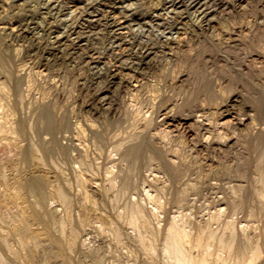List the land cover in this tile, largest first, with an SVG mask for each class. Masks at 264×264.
Instances as JSON below:
<instances>
[{
  "label": "bare ground",
  "instance_id": "obj_1",
  "mask_svg": "<svg viewBox=\"0 0 264 264\" xmlns=\"http://www.w3.org/2000/svg\"><path fill=\"white\" fill-rule=\"evenodd\" d=\"M68 1H67V3H68ZM88 1L87 0H71V2H75V4H72L71 6H66V5L63 6V4H65L66 2L64 3L62 0H55L53 2L50 0L48 1V2H51V6L49 7L50 9L48 8L51 12L53 10L55 11V9H57L58 5L63 6V8L60 6L61 8L59 10L57 9L59 11V12L57 11L58 13L62 14L63 11H66L62 15V16H65V22L63 23L64 27L61 28V26H62L61 25L60 29H58L59 27H57L58 30L55 29L56 31L52 32V33H55L56 35L53 37V39H55V40L54 41L51 40V41H53L54 44H58V47L62 46V45L64 46V45H66V43L70 42V44L73 45V47L78 52H79V49H81V50L83 49V53H82L83 57H81V58L83 59L85 66L83 64H81V65L84 67H87V68H84V70L82 68L79 71L81 72L82 70L85 71L87 69L86 71L88 73H87V76L85 77L82 75L83 71L81 73L77 71V67L79 66L78 64L82 63V60L80 58L81 61L79 60L80 62L77 63L78 66H76V70H75L76 72H74L76 74V75H74L75 77H73V78H75L74 83H76L75 85L77 86V89H79V91L81 93L85 89L87 90V92L88 91L92 92L91 96L89 97L88 100H84L80 103H77L78 104V108H76L78 110L77 114L74 111H72L75 113L74 114L75 116L78 115L79 112L80 113L85 112L84 113V114H86L85 117L87 116L86 122L84 121L85 123L82 122L80 120L81 118L79 119V117H78V120L80 123V124L78 123L79 126L75 122L78 127H75L76 132H75V136H73L75 138V140H73L74 143L72 142L73 143V148H72L73 152L75 151V153H74L75 156L72 158L73 159L75 158V161L77 163V167L74 168V177H75V181H76V187L78 190V191L77 190L76 191L82 197L83 201H81V203L83 202V204H84L83 207H86V209L88 207V208H91L93 210V207L98 206L100 204L101 200L102 201L105 200V198H104L105 192H109L110 190H112L116 186V184L118 182H120L121 186L119 185L118 191L114 192L117 194L114 195V197H112V199L110 198L111 200L110 199L108 200V201H111L110 202L111 205L118 203L120 200L119 197L122 196V193H125V191L130 188V185H129L130 183L127 182L128 180L123 179V174L126 173V170L128 168V167H126V165L129 166L128 164H126V163H128L127 158H129V156H133V158H135V159L140 158L141 153L145 147H146V149H148V155L146 156V159L144 161H142L140 164H138V166L135 165V167H137V170L140 172L137 175H140L141 180L143 181V184L147 183V185H150L152 180L149 181L150 178L148 179V177H152V176H153V181L157 180V181H154L155 184H156V182H158V180L160 181L161 177H168L173 181H176L183 176H184L183 178H185L186 173L188 172V170L191 169V168H189V166L193 162L192 160H194V159L196 160L197 158H200V157L203 158V160L205 161L204 162L203 160H201V163L203 161L209 167V171H210L209 173L215 174L217 171L219 172V169L217 166H219L221 164L220 161H223V160H221V158H225V159L229 158V157H230L229 159L238 158L239 154L240 155L243 154L242 149L240 150V148H238V146L240 145V142H241V136L244 135L243 132L244 131L246 132V129L243 131L244 127L248 128L247 130L250 133V135H252V136H255V137L258 136L259 137L261 134L264 135V120H262V121L257 120V117L252 112L253 110H255L254 109L255 106L253 107L251 105H247V104L241 102L240 107H237V110H235L236 113L234 112V109L237 105L236 104L237 101H239V99L242 97V94H241L242 92L239 90L238 87H231L232 82H233V78H235L237 76H245V75H248L249 73H251L253 75L259 76L258 79H256L257 82L255 84H257L259 90L264 93V0L261 1V7L262 8H260V9L258 8V11H256L255 13L250 11L251 13H254L253 15L250 14L252 16L246 15L247 11H245V9L247 10V6L244 8V10H240V6L243 2H245V0H159L156 3V5L153 6L154 8H152V9L149 8L151 10H144L143 9L141 11H138V10L132 8V5H134V2H133L134 0H109V3L110 4L114 3L115 6H116V3L117 4L121 3V4H119V6H118L119 9L115 8L113 6H110L109 8H107L109 5V4L107 5L108 2L107 3L104 2L106 4V5H103L105 10H102L103 8L99 9L100 8L99 4H97V6L99 5V8L94 7L92 4L93 3L92 0L90 1L92 3L88 2ZM62 2H63V4H60ZM138 3H140V2H138ZM229 9H231V10H229ZM248 9H250V8H248ZM2 10H3V8H2ZM183 10H185V11H183ZM251 10H253V8ZM48 13H50V12H48ZM185 13H186V16H183ZM247 14H249V13H247ZM20 15H22V14H20ZM31 15H33V14H31ZM218 15H220V16H218ZM83 16L88 17V18H86L87 20H85V17H84V20L86 22H88V24L86 23L88 26H91L89 28L90 32L92 31V29H94L95 31H97V30H100V31L95 32L93 30L94 32H92V34H90V32H89L88 35L85 34L87 32H85V33L82 32V30H85L86 27H83L84 26L83 23H81V21H78V20L80 18H83ZM63 20L61 19V21H63ZM48 24H50V23H48ZM10 25H12L11 26L12 31L15 32L17 30L19 32L20 24L17 25V23H11ZM47 26H50V25H47ZM39 27H40V25H39ZM7 28H9V27H7ZM53 28L54 27H52V29ZM50 29H51V26H50ZM6 30H8V29H6ZM8 32L10 34V31H8ZM11 33H13V32H11ZM49 34L51 35V33H49ZM83 34H85V36H83ZM97 34H99L101 36L97 37ZM252 34H254V36ZM262 35H263V38L261 37L262 39L259 41V44L257 43L258 44L257 48L253 49V51H249L250 50V49L248 50L249 46H246V45H248V44L250 45V42H255L254 38H256L257 36H258V38H260V36H262ZM9 36H11V34ZM13 36H15V35L13 34ZM5 40H7V39L5 38ZM13 40H14V38H13ZM15 40H16V38H15ZM24 40H25V38H24ZM40 42H37V43H40ZM20 44H21V42H20ZM54 44H52V45L54 46ZM14 45H16V44L14 43ZM27 45H29V44H27ZM206 45H208L207 47L210 48V50L207 49ZM66 46L68 47V45H66ZM22 47H23L22 44H21V47L18 46V48H20V49H22ZM27 47L28 46H26V48ZM15 48H16V46H15ZM18 48H17V51L20 50ZM53 48H56V46ZM42 49H43V47H42ZM59 49L60 48H58V51H59ZM84 49L86 50L85 53H84ZM22 50H21V52H22ZM17 51L15 53H17ZM75 53H77V52H75ZM17 54H19V53H17ZM82 54H81V56H82ZM71 55H73V53ZM77 55H79V54H77ZM77 55H76V57H78ZM186 56L190 57L191 60H193L192 58H195V59H198L199 61H202L203 65L201 64V66H203V70L207 74H211V73L213 74V75H211L213 77L211 79H212V83H213L215 90L211 87L212 86L211 85L210 88H212V89L210 91L214 90L216 92V95H214V96L211 95L210 97L207 96L204 98H202L201 96L199 98V96H198L196 99H193L191 97L186 99V97L182 96V94H184V95L186 94L185 92H186L187 88L185 89V87L187 84L189 85V83H187V82H189L191 80V78L189 76V72H190L189 69H188L189 72H187L185 70V69H187L186 68L187 66L183 65L185 62H187V61L183 62L184 61L183 59ZM33 57H34V55H33ZM67 57L69 58V56H67ZM252 57H254V58H252ZM0 58H1V56H0ZM15 58H16V56H15ZM28 58H30V57H28ZM70 58H72V57H70ZM78 59H79V57H78ZM33 60H35V59H33ZM153 60H157L158 62L156 64H152ZM198 60H196V61H198ZM193 61H195V60H193ZM174 62L176 63L175 64L176 67H177V63H179V64H182L185 68L184 67L180 68V66L178 65L179 70L176 69V70H178V71H176L177 73L173 72L172 67H174V66L170 67V65L174 64ZM71 63H72V61H71ZM185 64H187V63H185ZM165 65H169V68L172 69L171 71L168 70V72L174 73V74L172 73V75H171V77H172L171 80L169 78L165 77V75H163L165 72H164V70H161V69H163V67ZM190 65H192V64H190ZM194 65H196V64H194ZM198 66L200 67V65H198ZM196 68H198V67H196ZM19 69H20V67H19ZM31 69H32V67H31ZM217 69H218V71H215L216 72V74H215L214 70H217ZM58 70H61V69H58ZM21 71H23V70L21 69ZM174 71H175V69H174ZM166 72H167V70H166ZM39 73H41V72H39ZM251 74H249V75H251ZM28 76H29V74H28ZM49 76H50V74H49ZM29 78H30V76H29ZM41 78H42V76H41ZM189 78H190V80H189ZM251 79H253V78H251ZM55 82H57V81H55ZM101 82H103L105 84H103L102 86H100V84H99L98 86H100V87L95 86L96 83H101ZM2 83L6 84V82H1V84ZM210 83H211V81H210ZM5 84H4V86H5ZM44 86H43V88H44ZM0 87H2V86L0 85ZM5 87H7V86H5ZM113 87L115 89L117 88L119 95L122 94L123 98L125 99L124 102L130 108L129 111L131 113H133V116H136L139 118L138 119L139 122L137 124H135V125H137L136 129L132 130V132H128V133L125 132L127 134L126 135L123 134L119 143L118 142H117V144L115 143L116 145L111 147L112 149L111 148H110V150L108 149L109 151H107V148H105V147L101 150L99 148H97L98 150L101 151L100 157L105 158V160H106L101 166V169H103L104 175L96 177L93 174H92L93 176H91L89 174V176H88L87 172H85L87 170L86 167H85V169H86L85 171H84L83 167L88 162V161L86 162L84 160V158L88 159L90 157V154H89L90 139L89 138L92 135L96 138V133L99 132L98 131L99 129L97 128L98 127L97 125H99L98 124L99 120L102 118L108 119L113 114V112H112L113 111L112 110L113 104H112V101L109 100V97H110L109 93H110V90L112 91ZM68 88H70V87H68ZM214 91H213V93H215ZM68 94H69V92H68ZM86 95H90V92H89V94H86ZM204 96H205V94H204ZM55 97H57V96H55ZM41 100H42V97H41ZM21 102H22V100H21ZM2 103H5V102H2ZM6 103H7V101H6ZM122 104H123V102H122ZM232 104H235V105H232ZM30 108H31V106H30ZM34 109H37V108H34ZM117 110H115V113ZM9 112H10V110H9ZM233 113H235V114L232 116ZM10 116L13 117V115H10ZM159 116L162 117V119H159ZM228 116H231V118L225 120L226 117H228ZM14 117H15V115H14ZM72 117H73V115H72ZM71 119H73V118H71ZM12 125L11 124L9 125V120L8 121H5V120L0 121V132L3 131L5 135H8V132L9 133L12 132L11 131L13 129ZM13 130H16V129H13ZM46 131H47V129H46ZM6 132H7V134H6ZM12 133H14V131ZM46 133H45V135H46ZM119 133H121V132H119ZM72 134H73V132H72ZM0 136H1V134H0ZM65 136H67V135H65ZM114 137H115V135H114ZM243 137H245V135ZM246 137H247V135H246ZM44 138H46V137H44ZM72 138L69 135V139L71 140ZM97 138H99V137H97ZM260 138H262V137H260ZM2 139H6V137L5 138L2 137ZM13 139H15V138H13ZM263 139H264V137H263ZM70 140H69V142L71 143L72 140L71 141ZM21 142H23V141H21ZM93 142H96V141H93ZM8 143H10V142H7V144ZM14 144H16V142ZM47 144L49 145V143H47ZM16 146H18V145H16ZM71 146L72 145L70 144L69 147H71ZM29 148H31V147H29ZM16 149L18 150V148H16ZM20 149H21V145H20ZM33 151H34V149H33ZM37 151H38V149H37ZM14 152H15V150H14ZM18 152H19V150H18ZM16 154L18 155L20 153H16ZM10 156H12V155H10ZM39 157H41V156H39ZM95 157H98V156L95 155ZM95 157H93V158H95ZM41 158H40V161H41ZM131 159H132V157H131ZM135 159H134V163L137 162V160H135ZM143 159H144V157H143ZM97 160H95V161H97ZM90 162H91V160H90ZM130 163H131V167H132L133 162L130 161ZM196 163H198V160H196ZM108 164L109 165L111 164V166L104 167L105 165H108ZM88 165H91V164L88 163ZM194 165H195V163H194ZM260 165L261 164L258 163L259 168L264 167V166H262V165L260 166ZM199 166L202 167L203 165L202 166L199 165ZM222 166H224V165L222 164ZM222 166H219V167L221 168ZM98 168H99V166H98ZM131 169L133 170V168H130V170L128 169L129 170L128 172H130ZM197 169H198V167H197ZM202 169H204V168H202ZM233 170H235V169H233ZM200 172H201V170H200ZM223 172L224 171H222L220 173H223ZM161 174H162V176H160ZM204 174H206V173H204ZM260 174L264 178V168L260 171ZM218 175H220V174H218ZM227 175H228V173H227ZM237 175H238V173H237ZM199 176H201V175L199 174ZM41 177H43V176H41ZM103 177H104V179H106L108 181V183L106 182L107 184L106 183L104 184L105 180L103 181ZM226 177L227 176L225 175L224 178H226ZM133 179H134V177H133ZM161 179L163 182V178H161ZM164 179H166V178H164ZM205 179H207V177ZM188 180H186V181H188ZM68 181H69V179H68ZM69 183H70V181H69ZM198 185H200V183ZM198 185H196V186H198ZM223 185H224V183H223ZM229 185L231 186L230 183H229ZM235 185L234 186L232 185L233 187L232 186L231 187L234 188ZM163 186H162V188H164ZM29 187L32 188V186H29ZM165 187H166V185H165ZM213 187L215 189V186H213ZM213 187H212V190H214ZM263 187H264V185H263ZM136 188L137 187H135V189ZM142 188H144V187L142 186ZM186 188H187V186H186ZM186 188L184 187V189H186ZM217 188H219V187H217ZM225 188H227V186ZM139 189H141V188H139ZM187 189H189V188H187ZM187 189H186V191H188ZM19 190H20V188L18 189V191ZM59 190L60 191H58V192H60V195H62V196L59 195V197H63L65 195H68V194H63L61 189H59ZM196 190H198V189H196ZM229 190H230V188H229ZM237 190H239V189H237ZM150 191H151V189H150ZM160 191H165V189L164 190L161 189ZM131 192H132V190H131ZM133 192H135V191H133ZM146 192H145V194H146ZM189 192H188V195H189ZM231 192H232V190H231ZM234 192H235V190H234ZM259 192H260V194H263V193H261L262 191H259ZM150 193H152V192H150ZM169 193H170V190H169ZM197 193H199V192H197ZM214 193H216V192H214ZM107 194H106V196H107ZM140 194H142V192H140ZM190 194H191V192H190ZM221 195H222V192H221ZM238 195H239V193H238ZM110 196H112V195H110ZM146 196L148 198L149 203L155 208L154 211L156 209H159V208L162 209V206L164 205V203L161 201L162 198H160L158 194L155 195V194H149L148 193V195L146 194ZM186 196H187V194L185 195V197ZM216 196H218V195L216 194ZM230 196H231V194H230ZM100 197H102V199ZM261 197H263V196H261ZM63 198H65V197H63ZM63 198H62V201H63ZM141 198L137 197L135 199L130 198L127 200L125 198L126 201L124 200L125 201L124 207H125L126 211H123V212H125V214H126L125 217H126L128 223L132 224L134 227L137 228L138 233H136V235L134 234L136 237V240H137L136 243H138L137 245H140L142 247V248L140 247L141 249H144L146 251L145 253L151 254L152 252H155L157 244H154V240L156 241L157 237L162 236L163 241L160 240L163 242L162 243V251H163L162 253H164L165 257H167L166 262H164L165 264H254L256 259H258V257H260V255H261L260 246L258 244H256L255 246L253 245L254 247H252V249H250L251 253L246 259L244 258L243 260H241L239 258L240 260H237V261H234L231 263V261L225 260L223 258V256L220 257L219 256L220 253H218V255H216L217 259L213 260L211 258V256H213L215 252H213L212 246L215 248L214 245H216L218 248V251H219V249L221 250L220 251L221 253L226 252L227 250H233L234 249L235 240H236L235 230H234V232H231L230 234L227 233L228 230H227V232H223V233L219 232L218 233L217 231L211 229V227L207 225V223L209 221L208 222L206 221L207 223H205V225L210 227V229H203V225H202V227L200 226L201 228L199 227L200 230H197V232H194V231H192V229H189L190 226L188 224L190 222H188V220H186L185 218H181L178 216L177 217L171 216V221L166 228H158V226H157L158 229L155 227L153 228V227H151V224H152L151 216L152 215L147 211L146 204L144 203L145 201H143V198L142 199ZM224 198H225V196H224ZM235 198H236V196H235ZM205 199H203V200H205ZM68 200H71V199H68ZM78 200H79V198H78ZM209 200H211V199H209ZM262 200H263V198H262ZM176 202H179V198H178V200H176ZM191 202H193V201L191 200ZM201 203H202V201L200 202V204ZM212 203H214V202H212ZM231 203H232V201H231ZM233 203H234V201H233ZM186 204H189V203L186 202ZM180 205H181V203H180ZM192 205H194V203H192ZM192 205L190 206V208H192ZM217 207H219V206H217ZM186 208H188V207H186ZM25 209H27V208H25ZM55 209H58V208H55ZM91 209H89V210H91ZM89 210H87V211L89 212ZM150 210L153 211L152 208ZM261 210H263V209H261ZM56 211H58V210H56ZM188 211H190V210H188ZM253 211H255V210H253ZM185 212H186V210H185ZM221 212H222V209H221ZM56 213H58V212H56ZM120 213H121V211H120ZM210 213H213V212H210ZM23 214L24 215L21 217V219L18 223L12 224L13 225L12 229L14 230L15 234H17L19 237L17 239H19L18 243L20 242L19 243L20 249H15L14 247L9 245V252L12 253V255L14 254V255L18 256L17 258H19L20 262L16 263V264H74L71 261L70 257L68 256V253L66 251H64L63 248H61L59 246L55 248L56 250L53 249L52 247L50 249V246L49 247L47 246V248H46L45 246L47 244L45 243L46 244L45 246L43 244L46 240H53V241L55 240L56 241V239H54V236L52 235V232L46 228L35 227V224L33 223V221L36 219H32L33 221L30 219V215H32V213L29 214L27 212H24ZM89 214H91V213H89ZM152 214H153V212H152ZM82 216H84V215L82 214ZM196 216L198 217L199 215H196ZM155 217L157 218V216H155ZM188 217H187V219H189ZM250 217H251V215H250ZM31 218H33V217L31 216ZM183 219H185V221ZM235 220H236V218H235ZM81 221L82 220H80V222ZM90 221H91V219H90ZM197 221L199 222L200 220H197ZM216 221H214V222H216ZM248 221H249V219H248ZM61 222H62L63 226H65V224L67 223V221L64 219H61ZM160 222L162 223L161 220H160ZM203 222H204V220H203ZM156 223H158V222H156ZM101 225L103 226V224H101ZM197 225H199V224H197ZM205 225H204V227H205ZM90 226H92V225H90ZM82 227H84V226L82 225ZM95 227H96V225H95ZM141 227H143V229H141ZM145 227L146 228L151 227L152 231L151 230L149 231L148 228L146 230ZM63 228H61V229H63ZM248 228H250V227H248ZM91 230H92V228H91ZM103 230L104 229H102V231ZM222 231H224V230H222ZM247 231H249V229H247ZM254 231H256V230H254ZM104 232H106V231H104ZM114 232H116V231H114ZM229 232H230V230H229ZM249 232H247V233H249ZM121 233H120V231L118 233L119 239L121 237ZM129 233H131V232H129ZM254 233L252 235H254ZM63 234H64V232H63ZM115 236H117V235H115ZM248 236H247V238L250 237V236L249 237ZM88 237L85 236V238H88ZM245 237H246V235H245ZM65 238H66L67 249H69L70 251L74 250L79 245L81 246L80 234L78 233V230L71 229L69 231V233L65 234ZM85 238H83V239H85ZM254 239H255V237L253 238V240ZM247 240L249 241V239H247ZM250 240H251V238H250ZM103 242H102V244H103ZM244 242H245V240H244ZM253 243H254V241H253ZM58 245H59V242H58ZM121 245H123V244H121ZM131 246H133V245H131ZM196 247H197V249L198 248H200V249L198 251H195ZM135 248H136V246H135ZM100 249H102V248H100ZM144 250H143V252H144ZM223 250H226V251H223ZM85 252L91 253L90 255H92L91 257L94 258L95 264H98L99 260H97V258H98L97 254H94L95 252L93 249L89 248L88 250H85ZM87 253L84 254V256H87ZM228 253H229V251H228ZM225 255L227 256L228 254L225 253ZM142 256H144V255L142 254ZM238 257H240V256H238ZM16 260H14V263ZM133 260H134V258H133ZM102 261H104V260H102ZM142 261H141V263H142ZM14 263L11 262L10 259H9V263H8L7 260L4 261L0 258V264H14ZM154 263H156V261ZM157 263H159V262H157ZM162 264H163V262H162Z\"/></svg>",
  "mask_w": 264,
  "mask_h": 264
},
{
  "label": "rangeland",
  "instance_id": "obj_2",
  "mask_svg": "<svg viewBox=\"0 0 264 264\" xmlns=\"http://www.w3.org/2000/svg\"><path fill=\"white\" fill-rule=\"evenodd\" d=\"M48 1L49 0H0V12H1L0 13V30H1L0 31V56H1V58H0V85L2 86V87H0V95L2 96V97L0 96V99H1L0 100V114H1L0 115V118H1L0 121H4V120L8 121L9 120V125L13 124L12 125L13 129H16V130H13V129L11 130L12 132L14 131V133L8 132V135H5L3 131L0 132V134H1V136H0V258L4 261L7 260L8 263H9V259L13 263H14V260L17 259L16 260L17 262L15 261L14 264L20 262L19 258H17L18 256L14 255V254L12 255V253L9 252V245L14 247L15 249H20V245H19L20 242L18 243L19 239H17L19 237L17 234H15L14 230L12 229V227H13L12 224L18 223L20 221L21 217L24 215L23 213L27 212L29 214L32 213V215H30L31 220L36 219L34 221L32 220L33 223L35 224V227H37V228L42 227V228L48 229L49 231L52 232L54 239H56V241L55 240L54 241L53 240H46L43 243L44 246L47 244L45 247L47 248V246L48 247L50 246V249H51V247L53 249H55L58 246L63 248V250L68 253V256L70 257L71 261L74 264H78V263L79 264H86V263L87 264H95L94 258L91 257L92 255H90L91 253L85 252V250H88L89 248L94 250V252H95L94 254H97V257H98L97 260L100 261V262L98 261V264H150V263L151 264H162V262H163V264H165L164 262H166L167 257H165L164 253H162L163 252L162 251V243H163L162 242L163 241L162 236L157 237L156 241L154 240V244H157V246L155 245L156 251L152 252L151 254L145 253L146 251L144 249H141L142 247L140 245H137L138 243H136L137 240H136L135 235H136V233H138L137 228L134 227L132 224L128 223V221L125 217L126 214H125V212H123V211H126L124 206H125V201L127 199H130V198L135 199L137 197H140V198L142 197L143 201H145L144 203L146 204L147 211L152 215L151 216V221H152L151 227L157 228V226H158V228H166L171 221V216L172 217L178 216V217L185 218L186 220H188V222H190L188 224L190 226L189 229H192V231H194V232H197V230H200L202 225H203V229H210V227H211V229L217 231L218 233L219 232L220 233L227 232V230H228L227 233L230 234L231 232H234V230H235L236 240H235L234 249L233 250H227V251L223 250L226 252L221 253L220 252L221 250L219 249V251H218L217 246L214 245L215 248L213 246H212V248H213V252H215L214 253L215 256L213 255V256H211V258L213 260H216L217 259L216 255H218V253H220L219 254L220 257L223 256V258L225 260H229V261H231V263L234 261L240 260V259L243 260L244 258L246 259L250 255V253H251L250 249H252V247H254L256 244H258L260 246L261 255H260V257H258V259H256L254 264H264V208H263L264 207V187H263V185H264L263 179L264 178L260 174V171L264 167H262V168L258 167V163L261 164L262 166H264V139H263L264 135L261 134L259 137L258 136L257 137L252 136V135H250V133L247 130L248 128H246V127L243 128V131L246 129V132L245 131L244 132L242 131V132L245 135V137H246V135H247V137L245 138V137H243L244 135H242L240 145L238 146V148H240V150L242 149L243 154L242 153H241L242 155L239 154L238 158H232V159H229L230 157L226 158V159L221 158V160H223V161H220L221 164L219 166H222V164L224 166H222L221 168L219 166H217L219 169V172L217 171L218 173L217 172L215 173L217 176L214 173H209L210 172L209 167L207 166L206 163H204L205 161L203 160V158L200 157V158L196 159V160H198L199 164L196 163L195 159L192 160L193 162L191 161L193 164L192 163H191L192 165L190 164L189 168H191V169L188 170V172L185 175V178H183L184 177L183 176V177L179 178L178 180L173 181L168 177H161V178H163V182H162V179L160 178V181L158 180V182H156V184H155L154 181H157V180L153 181V176H152V177H148V179L150 178L149 181L152 180L150 185H147V183L143 184V181L141 180L140 175H137L140 172L137 170V167H135V165L138 166V164H140L142 161H144L146 159V156L148 155V149H146V147H145L141 153L140 158L135 159V158H133V156H129V158H127L128 163H126V164H128L129 166L126 165V167H128V168L126 170V173L123 174V179L128 180L127 182L130 183L129 184L130 188L128 190H126L127 192L125 191V193H122V196H121L122 198L119 197L120 200L118 203L111 205V203H110L111 201H108V200L110 198L112 199V197H114V195L117 194L114 192L118 191L119 185L121 186L120 182H118L112 190H110L109 192H105V194H104L105 200L104 201L101 200L102 202L100 201V204L98 205L99 207L95 206V207H93V210L91 208H88V207H87V209H86V207H83L84 204H83V202L81 203V201H83V200H82V197L77 193L78 190L76 187V181H75V177H74V168L77 167V163L75 161V158L74 159L72 158L75 156V154H74L75 151L73 152L72 148H73V143H74L73 140H75V138L73 137V136H75V132H76L75 127H78L80 124L78 117H79V119L81 118L80 120L82 122H84V121L86 122L87 116L85 117V115H86V114H84L85 112H82V113L79 112L80 114L78 113V115H76V116L74 114L75 113L77 114V112H78V110L76 109V108H78L77 103H80L84 100H88L89 97L91 96L92 92L91 91L87 92V90L85 89V90H83L85 93L83 91L81 93L79 91V89H77V86L75 85L76 83H74L75 78H73V77H75L74 75H76L74 73V72H76L75 71L76 66H78V65L80 66V67L78 66L79 68L77 67L78 72H80L79 70L82 68H83V70H84V68H87V67H84L85 66L84 61L81 58V57H83V54H82L83 49L82 50L79 49V52H80L79 53L73 47V45L70 44V42L66 43V45H68V47L66 45H64V46L62 45L63 47L62 46L58 47V44L53 43V41L55 40V39H53V37L56 34L52 33V32L60 29L61 25H62L61 28L64 27L63 23L65 22V16H62V15L66 11H63L61 14V13H58L59 12L58 10L61 7L63 8V6H65V5L71 6L72 4H75V2H71V0H69V1L68 0H66V1L62 0L64 3L65 2L67 3V1H68V3L67 4L66 3L63 4V2L60 3V4H63V6L60 5L61 6L60 7L58 5L57 6L58 10L55 9L56 12L54 10L51 12L49 10L50 9L49 7L51 6V2H48ZM50 1L53 2L55 0H50ZM90 1L91 0H89L88 2H90ZM92 1H93V3L92 2H90V3H92L94 7L99 8V5H100L99 9L103 8L102 10H105L103 5H106L105 3H107V2H108L107 5L109 4L107 8H109L110 6H113V7L119 9L118 6H119V4H121V3H118V4L116 3V6H115L114 3L110 4L109 0L108 1L107 0H104V1L103 0H92ZM158 1L159 0H140V1L134 0L133 1L134 5H132V8H134L138 11H141L143 9L144 10H151L152 8H154L153 6H155ZM261 1H263V0H259V1L258 0L257 1L256 0H245V2H243L240 6V10H244V8L247 6V10L245 9V11H247L246 15L252 16L256 11H258V8L259 9L262 8L261 7ZM138 2H140V3H138ZM152 3L153 4L155 3V4L153 5ZM97 4H99V5L97 6ZM2 8H3V10H2ZM149 8H151V9H149ZM248 8H250V9H248ZM252 8H253V10H251ZM229 10H231V9H229ZM183 11H185V10H183ZM250 11L254 12V13H251ZM46 12L47 13L50 12L51 14L48 13L49 14L48 15ZM247 13H249V14H247ZM20 14H22V15H20ZM31 14H33V15H31ZM250 14H252V15H250ZM183 16H186V13ZM218 16H220V15H218ZM84 17L85 16H83V18H80L78 21H81V23H83V25H84L83 27H86L85 30H82V32H84V33L87 32L85 34L88 35L90 32L89 28L91 26H88L87 25L88 22L85 21V20H87L86 18H88V17H85V20H84ZM61 19L62 20L64 19V20L61 21ZM11 23H17V25L20 24L19 32L17 30L15 32L11 30V26H12V25H10ZM48 23H50V24H48ZM39 25H40V27H39ZM47 25H50L51 29H52V27H54V28L51 30L50 26H47ZM7 27H9V28H7ZM57 27H59V28L57 29ZM6 29H8V30H6ZM93 30L94 29H92L90 34H92V32L95 31V30L94 31ZM8 31H10L11 36H9L10 34ZM97 31H100V30H97ZM97 31H95V32H97ZM11 32H13V33H11ZM49 33H51V35ZM13 34L15 36H13ZM85 34H83V36H85ZM98 35L99 34H97V37L101 36V35H99V36ZM252 35L254 36V34H252ZM261 37L263 38V35L260 36V38H258V36H257L256 38H254L255 42H250V45L249 44L246 45V46H249L248 47V50L250 49L249 51H253V49L257 48L259 41L262 39ZM5 38L7 40H5ZM13 38H14V40H13ZM15 38H16V40H15ZM24 38H25V40H24ZM51 40H53V41H51ZM20 42H21L22 46L24 47V48L22 47L23 50L18 48V46L21 47ZM37 42H40V43H37ZM14 43L16 45H14ZM27 44H29V45H27ZM52 44H54V46ZM15 46H16V48H15ZM26 46H28L27 47L28 49L26 48ZM52 46L53 47L56 46L57 49L53 48ZM207 46L208 45H206V47ZM42 47H43V49H42ZM17 48L20 50L17 51ZM58 48H60L59 51H58ZM207 49L210 50V48H208V47H207ZM21 50H22V52H21ZM16 51L19 54L15 53ZM85 51L86 50L84 49V53H85ZM75 52H77V53H75ZM72 53H73V55H71ZM77 54H79V55H77ZM81 54H82V56H81ZM33 55H34V57H33ZM76 55L79 57V59H78V57H76ZM15 56H16V58H15ZM67 56H69V58L70 57H72V58L69 59ZM28 57H30V58H28ZM80 58L82 60V63H79L77 65V63L81 61ZM252 58H254V57H252ZM33 59H35V60H33ZM192 59L195 61L198 60L195 58H192ZM183 60H184L183 62L187 61V62H185L187 64L184 63L183 65L187 66L186 67L187 69H185L187 72H189V71L191 72V73L189 72V76H190L191 80L189 78L190 81L187 82V83H189V85L187 84L185 87V89L187 88L186 92H185L186 94L185 95L182 94V96L186 97V99L189 97L196 99L198 96H199V98H200V96L202 98H204L207 96L210 97L211 95L212 96L216 95V92L214 91L215 88L213 86L212 79H211V78H213L211 76L213 74L212 73L207 74L203 70V66H201L202 61L198 60L195 62V61L191 60L190 57H187V56L184 57ZM71 61H72V63H71ZM157 62H158L157 60H153L152 64H156ZM81 64H83L84 66H82ZM175 64L176 63L174 62V64L170 65V67L174 66V67H172L173 70L169 68V65H165L163 67V69H161V70H164V72H165V73L163 72L164 73L163 75H165V77L169 78L170 80L172 78L171 77L172 73L179 70L178 65L180 66V68L184 67L182 64H179V63H177V67H176ZM190 64H192L193 66ZM194 64H196V65H194ZM197 64L200 65V67ZM18 66L20 67V69ZM31 67H32V69H31ZM196 67H198V68H196ZM21 69L23 71H21ZM58 69H61V70H58ZM165 69L167 70V72ZM174 69H175V71H174ZM176 69H178V70H176ZM188 69H189V71H188ZM86 70L83 72L81 71L82 75L85 77L87 76V73H88ZM168 70L169 71L172 70L173 72L172 73L168 72ZM215 71H218V69L214 70V72ZM39 72H41V73H39ZM28 74H29L30 78H29ZM49 74H50V76H49ZM215 74H216V72H215ZM249 74H251V73H249ZM249 74L245 75V76H237V77L233 78V82H232L231 87H238L239 90L242 92L241 94L243 97V98L241 97L243 100L240 98L239 101H237V103H236L237 105L234 109V112L236 113L235 110H237V107H240V103L243 102L247 105H251L253 107L255 106L254 107L255 110H253L252 112L257 117V120L262 121V120H264V93L261 92L259 90L257 84H255L257 82L256 79H258L259 76H256L253 74L249 75ZM41 76H42V78H41ZM251 78H253V79H251ZM55 81H57V82H55ZM210 81H211V83H210ZM1 82H6L7 85L5 83L1 84ZM4 84L7 87H5ZM99 84H100V86H102L105 83H103V82L96 83L95 86L100 87V86H98ZM42 85L43 86L45 85L44 88ZM210 86L214 90L210 91L212 89V88H210ZM68 87H70L71 89ZM213 91L215 93H213ZM68 92H69V94H68ZM89 92H90V95H86V94H89ZM204 94H205V96H204ZM55 96H57V97H55ZM109 96L111 97V98L109 97V100L112 101V104H113V106H112V110H113L112 115L113 116L111 115L108 119H103V118L100 119L99 120L100 123L98 122L99 125H97L99 132L96 133V138L93 135H92L93 137L91 136L89 138L90 139V147H89L90 157L88 159L84 158V160L86 162L87 161L88 162L83 167L84 171L87 169L85 172H87L88 176H89V174L91 176L94 175L96 177L104 175L103 169H101V166L106 160H105V158L100 157V152H101L100 150L105 147V148H107V151H109L111 147H113L114 145L117 144V142L119 143L123 134L126 135L128 132H132V130L136 129L137 125H135V124H137L139 122L138 121L139 118L136 116H133V113H131L129 111L130 108L124 102L125 99L123 98L122 94L119 95L117 88L115 89L113 87L112 91L110 90ZM41 97H42V100H41ZM21 100H22V102H21ZM6 101H7V103H6ZM2 102H5V103H2ZM122 102H123V104H122ZM232 105H235V104H232ZM30 106H31V108H30ZM34 108H37V109H34ZM9 110H10V112H9ZM115 110H117L116 111V113L118 112L117 114L115 113ZM72 111H74L75 113ZM235 113H233L232 116ZM7 114L13 115V117L10 115L8 116ZM14 115H15V117H14ZM72 115H73V117H72ZM71 118H73V119H71ZM229 118H231V116L226 117L225 120H227ZM159 119H162V117L159 116ZM75 122L77 124L79 123L78 126ZM46 129H47V131H46ZM72 132H73V134H72ZM119 132H121V133H119ZM125 132H127V133H125ZM45 133H46V135H45ZM6 134H7V132H6ZM113 134L115 135V137ZM65 135H67V136H65ZM69 135L71 138L72 137L74 138V139L73 138L71 139L72 141L69 139ZM2 137L3 138L6 137V139H2ZM44 137H46V138H44ZM97 137H99V138H97ZM260 137H262V138H260ZM13 138H15V139H13ZM68 139L71 141V143L69 142ZM21 141H23V142H21ZM93 141H96V142H93ZM7 142H10V143H8L9 145L7 144ZM15 142H16V144H14ZM47 143H49V145ZM70 144L72 145L71 147H69ZM16 145H18V146H16ZM20 145H21V149H20ZM29 147H31V148H29ZM16 148H18L19 152ZM97 148H99L100 150H98ZM33 149H34V151H33ZM37 149H38V151H37ZM14 150H15V152H14ZM16 153H20V154L17 155ZM10 155H12V156H10ZM95 155L98 157H95ZM39 156H41L42 158ZM93 157H95V158H93ZM131 157H132V159H131ZM143 157H144V159H143ZM40 158H41V161H40ZM134 159L137 160L136 163H134ZM90 160H91V162H90ZM95 160H97V161H95ZM201 160H203L204 162L202 161V163H201ZM130 161L133 162L132 167H131ZM88 163H90L91 165H88ZM194 163H195V165H194ZM97 165L99 166V168ZM199 165H201V166L203 165L204 167L203 166L200 167ZM106 166H111V164L105 165L104 167H106ZM85 167H86V169H85ZM197 167H198V169H197ZM130 168H133L134 171L131 169V171L128 172L130 170ZM202 168H204V169H202ZM233 169H235V170H233ZM200 170H201V172H200ZM222 171H224V172L220 173ZM226 172L228 173V175ZM204 173H206V174H204ZM237 173H238V175H237ZM199 174L201 176H199ZM218 174H220V175H218ZM40 175L43 177H41ZM225 175L227 176L226 178H224ZM160 176H162V174ZM133 177H134V179H133ZM206 177H207V179H205ZM164 178H166V179H164ZM68 179H69L70 183H69ZM104 180H105L104 184L106 182L108 183V181L106 179H104V177H103V181ZM186 180H188V181H186ZM228 182L231 184V186L232 185L234 186L236 184L234 187L235 189L232 188L233 186L231 187ZM199 183H200V185H198ZM223 183H224V185H223ZM165 185H166V187H165ZM196 185H198V186H196ZM29 186H32V188ZM142 186L144 188H142ZM162 186L164 188H162ZM186 186L189 189H187ZM213 186H215L216 190L214 189ZM226 186H227V188H225ZM135 187H137V188L135 189ZM148 187L151 189V191ZM184 187L188 191H186V189H184ZM212 187L214 190H212ZM217 187H219L220 189ZM17 188L18 189L20 188V190L18 191ZM139 188H141V189H139ZM229 188H230V190H229ZM59 189H61L63 194H68V195L63 196L65 198L59 197V195H60V192H58V191H60ZM161 189L162 190L165 189V191H160ZM196 189H198V190H196ZM237 189H239V190H237ZM131 190H132V192H131ZM169 190H170V193H169ZM231 190H232V192H231ZM234 190H235V192H234ZM133 191H135V192H133ZM146 191L149 194H155V195L158 194L159 197L162 198L161 201L164 203V205L162 206V209L159 208V209L155 210L156 212L154 211L155 208L149 203L148 198L146 196V194L148 195V193ZM189 191L191 192V194ZM259 191H262L261 193H263V194H260ZM140 192H142V194H140ZM145 192H146V194H145ZM150 192H152V193H150ZM188 192H189V195H188ZM197 192H199V193H197ZM214 192H216V193H214ZM221 192H222V195H221ZM238 193H239V195H238ZM106 194H107V196H106ZM184 194L185 195L187 194V196L185 197ZM216 194L218 196H216ZM230 194H231V196H230ZM110 195H112V196H110ZM60 196H62V195H60ZM224 196H225V198H224ZM235 196H236V198H235ZM261 196H263V197H261ZM62 198H63V201H62ZM78 198L80 201L78 200ZM100 198L102 199V197H100ZM125 198H126V200H125ZM178 198H179V202H176V200H178ZM205 198L206 199L208 198V199L206 200ZM262 198H263V200H262ZM68 199H71V200H68ZM203 199H205V200H203ZM209 199H211V200H209ZM191 200L193 202H191ZM201 201H202V203H201L202 205L200 204ZM231 201H232V203L234 201L233 204L235 206L231 203ZM186 202L189 204L191 203V204L190 205L186 204ZM212 202H214L215 204ZM180 203H181V205H180ZM192 203H194V205H192ZM191 205H192L193 209L190 208ZM217 206H219V207H217ZM186 207H188V208H186ZM25 208H27V209H25ZM55 208H58V209H55ZM151 208L153 209V211L150 210ZM89 209H91V210H89ZM221 209H222V212H221ZM261 209H263V210H261ZM56 210H58V211H56ZM87 210H89V212ZM185 210H186V212H185ZM188 210H190V211H188ZM253 210H255V211H253ZM120 211H121V213H120ZM172 211L173 212L175 211V212L173 213ZM56 212H58V213H56ZM152 212H153V214H152ZM210 212H213V213H210ZM89 213H91V214H89ZM82 214L84 216H82ZM196 215H199V216L197 217ZM250 215H251V217H250ZM31 216L33 218H31ZM155 216H157V218ZM187 217L189 219H187ZM235 218H236V220H235ZM61 219H64L67 221V223L65 224L66 227L62 225ZM90 219H91V221H90ZM185 219H183V220L185 221ZM196 219L200 220V221L198 222ZM248 219H249V221H248ZM80 220H82L81 221L82 223L80 222ZM160 220L162 221V223L160 222ZM203 220H204V222H203ZM206 221L207 222L209 221V222L207 223ZM214 221H216V222H214ZM156 222H158V223L160 222V223L158 224ZM205 223H207V225L210 227L205 225ZM81 224L84 227H82ZM101 224H103L104 227ZM197 224H199V225H197ZM90 225H92V226H90ZM95 225H96V227H95ZM204 225L206 228L204 227ZM151 227L150 228L147 227L149 231L150 230L152 231ZM248 227H250V228H248ZM61 228H63L64 230ZM91 228H92V230H91ZM101 228L104 230L102 231ZM147 228L145 227L146 230H147ZM71 229L78 230V233L80 234L81 246L79 245L77 248L70 251L69 249H67V246H66L65 234L69 233V231ZM141 229H143V227H141ZM247 229H249L250 232L247 231ZM113 230L116 232H114ZM222 230H224V231H222ZM229 230H230V232H229ZM254 230H256V231H254ZM104 231H106V232H104ZM119 231H120V233L122 232L121 237L119 236L120 239L118 238ZM63 232H64V234H63ZM129 232H131V233H129ZM247 232H249V233H247ZM253 233H254V235H252ZM115 235H117V236H115ZM245 235H246V237H245ZM85 236L86 237L89 236V237L85 238ZM247 236L249 238H247ZM254 237L256 240L255 239L253 240ZM83 238H85V239H83ZM246 238L249 239V241ZM250 238H251V240H250ZM160 240H162V241H160ZM244 240H245V242H244ZM252 240L254 241L255 244L253 243ZM57 241L59 242V245H58ZM102 242H103V244H102ZM121 244H123V245H121ZM131 245H133V246H131ZM135 246H136V248H135ZM100 248H102V249H100ZM199 249L200 248L197 249V247H196L195 251H198ZM143 250H144V252H143ZM228 251H229V253H228ZM83 253L84 254L87 253V256H84ZM225 253L228 255L226 256ZM142 254L144 256H142ZM238 256H240V257H238ZM133 258H134V260H133ZM102 260H104V261H102ZM141 261H142V263H141ZM155 261H156V263H154ZM157 262H159V263H157Z\"/></svg>",
  "mask_w": 264,
  "mask_h": 264
}]
</instances>
